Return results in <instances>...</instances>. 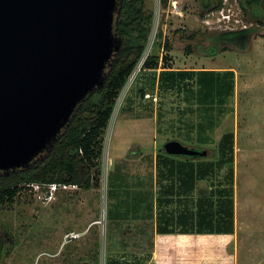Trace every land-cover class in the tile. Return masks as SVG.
Segmentation results:
<instances>
[{
    "label": "rangeland",
    "instance_id": "obj_1",
    "mask_svg": "<svg viewBox=\"0 0 264 264\" xmlns=\"http://www.w3.org/2000/svg\"><path fill=\"white\" fill-rule=\"evenodd\" d=\"M243 1L225 0L222 11L210 13L203 11L200 0H168L167 6L162 0H146L154 26L145 57L149 51L160 56V68L140 72L143 62L138 76L122 91L117 106L128 89L104 136L100 186L84 190L68 185L69 189L52 193L49 189L22 190L14 203L0 209V245L5 249L1 264H94L95 260L105 264L107 236L102 234L101 220L109 201V171L126 162L129 182L141 180L144 188L159 192L158 168L143 157L152 156L156 161L161 153L171 156L164 144L179 140L178 133L188 130L185 122L189 117H181L187 107L183 97L158 87L165 56L173 70H231L235 74L234 94L215 128V142L208 146L216 149V153L208 150L215 154L208 159L219 160L220 139L226 133L234 134L232 232L160 235L153 222L134 221L130 223L134 232L128 238L118 237L125 231L123 226L115 227L120 242L115 253L126 256L124 261L129 264H264V12L257 16L262 24L253 23L257 30L246 46L230 44L228 50L221 47L215 55L208 52L211 37L252 26L249 12H243ZM165 41L172 45L169 51L159 46ZM207 190H211L209 182H200L196 195ZM107 224L106 219V229ZM123 240L130 243L126 251L121 248ZM149 254V260L145 259Z\"/></svg>",
    "mask_w": 264,
    "mask_h": 264
},
{
    "label": "trees",
    "instance_id": "obj_2",
    "mask_svg": "<svg viewBox=\"0 0 264 264\" xmlns=\"http://www.w3.org/2000/svg\"><path fill=\"white\" fill-rule=\"evenodd\" d=\"M200 1L203 11L210 10V13H213L224 8V0ZM260 1L244 0L243 12L246 11L245 5L255 7ZM167 4L168 0H162L163 6ZM203 13L201 16H204ZM258 15L260 10L255 9L254 17L257 18ZM255 21L257 20H253L250 15L252 26L237 31H225L215 38L227 42L237 40L236 46L242 48L248 43L251 34L257 30L253 24ZM153 26L154 14L147 10L146 0L120 2L115 15L114 33L122 39V47L108 64L104 86L88 95L78 105L53 147L35 158L25 168L0 172V209L14 203L18 194L31 184L75 185L84 190L100 186L104 136L122 91L146 54ZM189 38H193V35ZM159 46L167 51L172 48L169 41ZM224 49L228 50L227 47ZM217 51L212 49L209 54L215 55ZM162 62L164 67L159 74V89L179 92L183 102L187 104L181 117H189L185 122L188 130L185 134L178 133L176 138L192 148L201 151L212 150L216 153V149H208V146L215 142V128L227 110L225 107L229 98L234 94V72L173 70L168 66V56L163 57ZM159 64L160 56L148 54L140 72L158 70ZM140 92L144 97V89ZM217 148L218 154L220 153L219 160L208 159L215 155L212 153L207 156L180 159L161 153L156 161L152 156L143 157L144 161L152 164L154 161L158 168L157 179L159 178L160 185L158 184L157 193L152 188L151 190L144 188L141 180L137 184L129 182L131 175L126 162L116 164L109 171L105 264H129V260L124 261L126 256H117L115 245L119 242L116 238L121 236L128 238L133 234L134 230L130 223L134 221L153 222L160 235L232 232L234 134L223 135ZM132 156L133 153H130L129 157L133 158ZM221 173L223 181L220 180ZM203 181L209 182L211 190L207 192L205 190L197 196L198 184ZM120 226H123L125 231L121 230V234L116 237L115 227L120 229ZM129 245L130 243L123 244L122 250L126 251ZM4 250L0 245V264ZM150 256L149 254L145 259L149 260ZM138 260L139 263L143 261ZM93 263L99 264L96 260Z\"/></svg>",
    "mask_w": 264,
    "mask_h": 264
},
{
    "label": "water",
    "instance_id": "obj_3",
    "mask_svg": "<svg viewBox=\"0 0 264 264\" xmlns=\"http://www.w3.org/2000/svg\"><path fill=\"white\" fill-rule=\"evenodd\" d=\"M121 1L0 0V172L25 168L53 147L78 105L104 86L122 47L114 33ZM164 150L209 154L178 140ZM101 224L105 236L106 211Z\"/></svg>",
    "mask_w": 264,
    "mask_h": 264
},
{
    "label": "flooded vegetation",
    "instance_id": "obj_4",
    "mask_svg": "<svg viewBox=\"0 0 264 264\" xmlns=\"http://www.w3.org/2000/svg\"><path fill=\"white\" fill-rule=\"evenodd\" d=\"M263 2H264V0H261L260 1V3L257 5V6H252V5H250V4H247L248 6H250V7H252V11L251 10H249V9H247V7H246V13H248L249 12V15H251V17L253 18V20H257V21H262V20H258V19H260V18H255L254 17V10L255 9H258V10H260V13H263L264 12V6H263ZM244 29V28H243ZM237 30H241V29H237ZM236 30V31H237ZM230 31H232V30H230ZM215 37H217V36H214V37H211L210 38V41H211V45H210V47L208 48V52H210L212 49H216V50H219L221 47L224 49V48H228L229 49V46H233V47H237L236 46V41H234V42H227V41H224V39H219V38H215ZM223 44H225V45H223ZM231 44V45H230ZM238 48V47H237ZM2 238H0V240H1Z\"/></svg>",
    "mask_w": 264,
    "mask_h": 264
},
{
    "label": "built area",
    "instance_id": "obj_5",
    "mask_svg": "<svg viewBox=\"0 0 264 264\" xmlns=\"http://www.w3.org/2000/svg\"><path fill=\"white\" fill-rule=\"evenodd\" d=\"M224 4H225V0H224ZM224 9V8H223ZM222 9V10H223ZM220 10V11H222ZM219 11V12H220ZM218 12V11H216ZM226 17H229V16H225L223 15V18L225 19ZM246 28V27H245ZM28 187L31 189V191H34L36 190V192H42L43 190L46 189V191H48V189L50 191V193L52 192H56L58 189H69V186L68 185H65V184H46V185H40V184H31V185H28ZM34 189V190H33Z\"/></svg>",
    "mask_w": 264,
    "mask_h": 264
},
{
    "label": "bare ground",
    "instance_id": "obj_6",
    "mask_svg": "<svg viewBox=\"0 0 264 264\" xmlns=\"http://www.w3.org/2000/svg\"><path fill=\"white\" fill-rule=\"evenodd\" d=\"M149 49H150V48H149ZM149 49H147V50H149ZM146 52H147V51H146ZM149 53H150V51H149L147 54H149ZM145 56H146V54H145ZM145 56H144V60H142V61L140 62L139 66H138V69L136 70L134 76L132 77V79H131V81H130V84H132V82H133V80L135 79V77H136V75H137V73H138V71H139V69H140L142 63L145 61V58H146ZM127 90H128V89H126L125 92L123 93L122 98L120 99L119 104H118V106H117V108H116V110H115V114H114V117H113L112 125H113V123H114V121H115V119H116V117H117L118 110H119V108H120V106H121V103H122L123 98H124L125 95H126ZM108 162H109V161H108ZM107 165H108V164H107ZM107 165H106V169L108 168ZM108 166H109V165H108Z\"/></svg>",
    "mask_w": 264,
    "mask_h": 264
}]
</instances>
